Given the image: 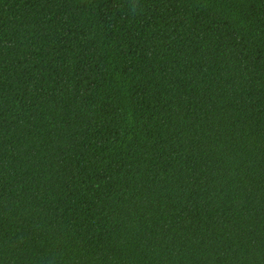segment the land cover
<instances>
[{
  "label": "trees",
  "instance_id": "1",
  "mask_svg": "<svg viewBox=\"0 0 264 264\" xmlns=\"http://www.w3.org/2000/svg\"><path fill=\"white\" fill-rule=\"evenodd\" d=\"M0 264H264V0H0Z\"/></svg>",
  "mask_w": 264,
  "mask_h": 264
}]
</instances>
